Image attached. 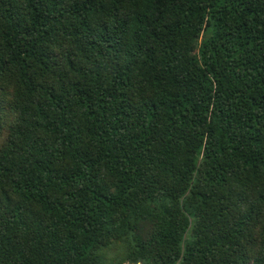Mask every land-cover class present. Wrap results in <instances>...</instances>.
Here are the masks:
<instances>
[{
	"label": "trees",
	"instance_id": "16d2710c",
	"mask_svg": "<svg viewBox=\"0 0 264 264\" xmlns=\"http://www.w3.org/2000/svg\"><path fill=\"white\" fill-rule=\"evenodd\" d=\"M0 264H264V0H0Z\"/></svg>",
	"mask_w": 264,
	"mask_h": 264
}]
</instances>
